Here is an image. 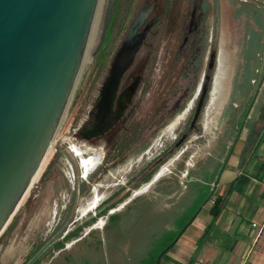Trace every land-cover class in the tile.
<instances>
[{"label": "rangeland", "instance_id": "374dc122", "mask_svg": "<svg viewBox=\"0 0 264 264\" xmlns=\"http://www.w3.org/2000/svg\"><path fill=\"white\" fill-rule=\"evenodd\" d=\"M259 1L262 27L256 42L248 44L249 48L243 51L245 39L241 32H235L220 47L218 63L212 73L215 76L222 71L229 75L227 82L220 86L212 78L196 127L190 132L189 124L200 83L193 75L183 73L182 62L172 63V50L170 53L163 51V57L156 59V65L151 67L152 74L147 77L149 82L141 89L140 111L150 112L157 103H161L158 108L162 109L164 123L160 132L146 145L148 152L145 158L136 161L137 154L132 156L125 163L126 166L114 174L115 181L123 182V169L128 170L133 185L125 208L119 204L114 209L115 214L107 218L108 212L105 209L98 212L95 207L94 204L108 195L106 185L111 175L106 174L107 180L102 182L101 187H97L98 191L86 194L79 200L77 210H72L68 205L60 216V209H55V214L53 208H47L41 203L30 210V194L56 154V149L59 151L60 140L71 134L91 106L107 73L110 58L142 4V0H133L131 5L123 6V0L119 1L113 10V19L104 44L94 54L76 98L47 152L39 178L31 184L0 235V264H153L154 260V264H157L161 248L160 230L175 214L173 211L162 212L160 208L178 198L174 208L187 207L190 201L189 207L181 213L180 221L183 224L189 215L194 214V208L196 212L202 205L204 200L196 207L197 198L192 205V192L212 187L262 75L264 0ZM239 55H245L248 62L242 72V81L234 85L230 79L238 68L237 65L232 66V61L237 60ZM186 91L188 93L184 96ZM192 99L194 103L191 105ZM178 100L179 104H176ZM173 106L176 110L171 114ZM224 108L227 109L225 116ZM263 110L264 81L218 183L223 182L234 154L244 139L262 124L264 119L261 120L260 115ZM161 132L160 139L158 136ZM182 133H189L188 137L175 146ZM161 150L159 164L138 180L144 171L150 170L153 157ZM62 151L58 152V158L53 164L59 172L61 169L58 165H62L64 160ZM183 192L186 194L181 195ZM70 212H73L70 222L65 225Z\"/></svg>", "mask_w": 264, "mask_h": 264}, {"label": "flooded vegetation", "instance_id": "af4514ba", "mask_svg": "<svg viewBox=\"0 0 264 264\" xmlns=\"http://www.w3.org/2000/svg\"><path fill=\"white\" fill-rule=\"evenodd\" d=\"M119 1H115L103 42L97 50L104 44L113 19V10ZM132 2L133 0H123V6L131 5ZM260 6L259 0H142L130 24L139 10L149 9L136 30L139 34L146 29L145 34L131 64L120 77L108 113L100 115L101 88L111 61L126 37L130 24L110 58L107 73L95 93L91 106L71 134L60 140L59 151L63 150L64 159L62 165H58L61 171L59 172L53 166L59 155L56 149V154L29 196L30 210L37 203L53 208L55 214L56 210L60 209V216L68 205L72 210H77L79 200L86 194L98 191L97 187H101L102 182L107 180L106 174L111 175V180L106 185L109 192L100 202L94 204L95 207L98 212L105 209L108 212L107 218L115 214L114 209L119 204L124 205L125 208L133 185L128 170L123 169V182L115 181L114 174L121 167H125V163L132 156L137 154L136 161L145 158L148 152V149H145L146 145L160 132L164 123V114L162 109L158 108L161 103H157L154 110L150 112L140 111L141 89L146 82H149L147 77L151 76V67L156 65V59L163 57V51L172 50V63L182 62L183 73L193 75V78L195 77L200 83L195 95L197 101L194 110L203 87H206L200 116L212 78H215L221 86L226 84L227 76H229L222 71L215 76L212 73L218 63L220 47L227 42L229 36L232 38L235 32H241L245 39L243 51L249 48L250 43L256 42L258 31L262 27ZM247 62L245 55H239L237 60L232 61V66L237 65L238 68L230 79L234 85L242 81V72ZM187 93L186 91L184 96ZM194 99L191 100V105ZM177 103L179 104V100ZM173 108L170 111L171 114L176 110L175 106ZM223 115H227V109ZM197 120L193 125L190 120L189 132L196 127ZM188 134H181L178 141L183 136L184 138L180 144L188 137ZM161 135L162 132L158 136L160 139ZM162 151L153 157L150 170L144 171L138 180L144 178L159 164ZM72 214L73 212H70L65 225L69 224Z\"/></svg>", "mask_w": 264, "mask_h": 264}, {"label": "water", "instance_id": "95a60500", "mask_svg": "<svg viewBox=\"0 0 264 264\" xmlns=\"http://www.w3.org/2000/svg\"><path fill=\"white\" fill-rule=\"evenodd\" d=\"M115 1L0 0V235L76 98ZM148 12L139 10L111 61L101 88L100 115L108 113L120 77L141 45L146 29L136 30ZM263 81L264 69L204 202L218 185ZM205 94L204 86L191 125Z\"/></svg>", "mask_w": 264, "mask_h": 264}, {"label": "crops", "instance_id": "0c3cea01", "mask_svg": "<svg viewBox=\"0 0 264 264\" xmlns=\"http://www.w3.org/2000/svg\"><path fill=\"white\" fill-rule=\"evenodd\" d=\"M263 126L264 120L255 129L258 132L253 135L257 139L255 143L244 139L223 182L218 183L211 197L196 212L194 208V214L183 224L181 213L190 201L187 207L174 208L178 198L160 208L162 212L175 214L159 233L160 249L169 243L158 256L159 264H264ZM217 196L219 210L213 216L210 208ZM192 197L194 206L195 191ZM209 224L208 232L204 233Z\"/></svg>", "mask_w": 264, "mask_h": 264}, {"label": "trees", "instance_id": "16d2710c", "mask_svg": "<svg viewBox=\"0 0 264 264\" xmlns=\"http://www.w3.org/2000/svg\"><path fill=\"white\" fill-rule=\"evenodd\" d=\"M260 119H261V120L264 119V110L262 111V113H261V115H260ZM252 131H253V133H251V134L249 135V137L246 138V141L249 142L250 144L255 143L256 140H257V139H255V138H253V135H254L257 131H256V130H252ZM263 131H264V126H263ZM257 133H258V132H257ZM250 144H249V145H250ZM210 190H211V186L206 187V188L203 189L202 191L199 190V191L196 193V198H197V204H196V207L198 206L199 203H201V202L204 200V198L208 195V193L210 192ZM219 203H220V198L217 196V197L215 198V200L213 201V204H212V206H211V208H210V212L213 214V216H216V214H217V212H218V210H219V208H218ZM209 228H210V224H209V226L205 229L204 233H207L208 230H209ZM1 237H2V236H0V238H1ZM168 244H169V243H166V244L163 246V249H165V247H166ZM163 249H160L159 254H161V252L163 251ZM162 253H163V252H162ZM159 261H160V258H158V260H157V264H159ZM154 263H155V260H154ZM154 263H153V264H154Z\"/></svg>", "mask_w": 264, "mask_h": 264}, {"label": "bare ground", "instance_id": "6f19581e", "mask_svg": "<svg viewBox=\"0 0 264 264\" xmlns=\"http://www.w3.org/2000/svg\"><path fill=\"white\" fill-rule=\"evenodd\" d=\"M49 153V152H48ZM49 155V154H48ZM46 157H47V154L45 155V157H44V159H43V161H42V163H41V165H40V167H39V169L37 170V172L35 173V175H34V177H33V180H32V182H31V184L37 179V177L41 174L40 172H42L41 170H42V167H43V165H44V163H45V161H46ZM39 178V177H38ZM28 191V190H27ZM26 191V192H27ZM25 195V194H24ZM24 197V196H23Z\"/></svg>", "mask_w": 264, "mask_h": 264}]
</instances>
